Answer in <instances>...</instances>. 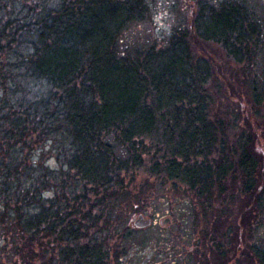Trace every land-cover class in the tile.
<instances>
[{
    "label": "trees",
    "instance_id": "obj_1",
    "mask_svg": "<svg viewBox=\"0 0 264 264\" xmlns=\"http://www.w3.org/2000/svg\"><path fill=\"white\" fill-rule=\"evenodd\" d=\"M236 6L242 15L221 16ZM149 9L147 0H0V226L23 264H112L93 234L113 224L125 204L122 188L140 169L200 199L216 195L222 207L234 199L230 184H240V199L255 197L264 212V154L252 155L250 135V122L264 127L257 18L241 4L223 6L196 18L193 33L176 28L165 48L134 47L126 31ZM191 40L219 46L240 67L235 80L245 103L218 107L214 95L226 90L229 62L194 50ZM236 120L248 134L231 133ZM45 140L59 145L60 170L28 164L26 151ZM49 190L54 198L45 197ZM219 210L214 226L228 229V249L213 243L218 259L207 264H238L240 227L231 237ZM253 254L264 264L254 246Z\"/></svg>",
    "mask_w": 264,
    "mask_h": 264
},
{
    "label": "rangeland",
    "instance_id": "obj_2",
    "mask_svg": "<svg viewBox=\"0 0 264 264\" xmlns=\"http://www.w3.org/2000/svg\"><path fill=\"white\" fill-rule=\"evenodd\" d=\"M118 1L127 3L130 0ZM147 1L150 4V9L145 14V21L133 23L126 31L127 42L133 43L134 47H149L155 44L158 50L165 48L176 28H188L193 33L196 18L199 17V21L202 18L203 20L208 19L210 13L207 15V11L211 12L213 9L237 4L243 5L253 18H257L258 25L264 32V0ZM202 7L207 9L202 10ZM237 12L243 14V10L236 6L232 12L227 9L222 10L223 15L221 16L232 18V16H237L235 14ZM216 20L218 21L213 18L212 22L214 23ZM190 32L189 34H191ZM191 37H196L195 33L191 34ZM191 47L194 50L199 49L201 54H214L221 65L227 63L225 53L215 44L206 45L204 48L203 44L196 46L191 40ZM194 55L197 57L199 53L196 52ZM262 59H264V52ZM228 62L222 68L225 76L224 83L227 84L226 90H217L216 96L214 95L219 108L227 102L245 103L241 87L235 80L236 72L240 67L232 60ZM3 96L0 77V99ZM231 117L232 120L235 119V115H231ZM236 117L239 119V116ZM235 122L238 128L232 130V134H248L249 130L243 127V120ZM250 123L254 126V131L250 135L254 139L251 151L255 157L260 152L264 154V127L259 129L254 122ZM233 138L236 139L234 142H237V136H233ZM258 139L260 140L257 141ZM58 147L59 145L54 142L49 144L46 140L40 144H31V150L26 151L25 157H27L29 165L38 167L39 170H60L61 163L57 159ZM157 155L161 158L163 154L158 153ZM160 162L164 163L162 159ZM262 164L264 165V163ZM149 168L152 169V166L149 165ZM157 172L159 176V171ZM154 174V171L149 172L148 168L130 174L127 178V187H123V192H121L126 198L125 204L112 221L113 224L110 226L106 223L102 224L99 230H95L96 234H93L97 242L104 245L105 251L109 252L112 264H207L209 261L213 262L212 258L218 259V257H214L213 250H211L213 243L221 240L218 244L228 249L223 239L226 238L225 234L228 229H223L220 234L218 227L214 226L215 211L218 212V209H220L224 223L233 226L229 231L232 234L231 237H235V234L238 235L237 227H240L239 235L242 236V241L238 236L234 238L235 240L237 238L236 243L241 247L237 263L260 264L258 258L253 254V246L264 256V212L258 214V209L255 208V197H245L243 201L240 199L239 188L237 190L235 188L241 186L240 184H230L233 193H235L232 194L234 199L230 196L222 207L216 195L200 199L188 187H184L176 181L167 180L166 175L161 174L162 178H158ZM263 186L264 184L261 183V190L264 188ZM256 187L258 188V186ZM44 194L46 198H54L55 190H49ZM139 215L152 219L153 226L147 230H136L133 227V220ZM167 219L170 220L168 226H163V222ZM106 226H108L107 229ZM129 227L130 230H127ZM3 229L0 226V264H23L16 254L15 246L11 245V235ZM216 236L219 238L211 242V239ZM232 254L235 258V253ZM49 261L47 260L45 264H50ZM220 262L225 264L223 259ZM33 263L38 264V261H33Z\"/></svg>",
    "mask_w": 264,
    "mask_h": 264
},
{
    "label": "water",
    "instance_id": "obj_3",
    "mask_svg": "<svg viewBox=\"0 0 264 264\" xmlns=\"http://www.w3.org/2000/svg\"><path fill=\"white\" fill-rule=\"evenodd\" d=\"M170 222L169 219L163 222V225H168ZM133 225L136 229L144 230L148 229L152 225V220L145 218L144 215H139L136 219L133 220Z\"/></svg>",
    "mask_w": 264,
    "mask_h": 264
}]
</instances>
